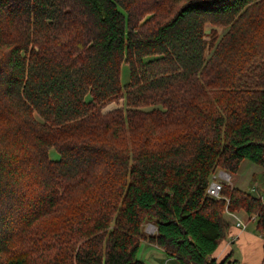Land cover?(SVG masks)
I'll list each match as a JSON object with an SVG mask.
<instances>
[{
  "label": "trees",
  "instance_id": "16d2710c",
  "mask_svg": "<svg viewBox=\"0 0 264 264\" xmlns=\"http://www.w3.org/2000/svg\"><path fill=\"white\" fill-rule=\"evenodd\" d=\"M243 160L264 195V0H0V264H227L231 213L264 252L206 194Z\"/></svg>",
  "mask_w": 264,
  "mask_h": 264
},
{
  "label": "crops",
  "instance_id": "0c3cea01",
  "mask_svg": "<svg viewBox=\"0 0 264 264\" xmlns=\"http://www.w3.org/2000/svg\"><path fill=\"white\" fill-rule=\"evenodd\" d=\"M226 219L230 222V226L225 237L212 253V258L216 262L227 258V264H260L264 258L263 240L255 229V220L253 218L248 219L243 213H231L226 215ZM237 219L245 223L244 228L235 226ZM250 222L252 225H250ZM144 232L148 233L145 230ZM157 248L160 249L147 239H143L140 242L139 251H137V258L146 264H155L152 260L148 259L150 258L148 253ZM160 251L162 250L160 249ZM164 261L165 264H174V259L166 255Z\"/></svg>",
  "mask_w": 264,
  "mask_h": 264
},
{
  "label": "rangeland",
  "instance_id": "374dc122",
  "mask_svg": "<svg viewBox=\"0 0 264 264\" xmlns=\"http://www.w3.org/2000/svg\"><path fill=\"white\" fill-rule=\"evenodd\" d=\"M207 29H209V28H207ZM216 30H217V33L219 35H222L225 31L224 29H222L220 27L216 28ZM123 77H124L123 80H125V74L123 75ZM120 104H121V100L119 102H111L103 108V112L117 108ZM49 157H51L52 159H56L58 157V154L53 149H50L49 150ZM217 171H222V170H216L215 172H217ZM259 171H260V167L258 165H256L253 162H250L249 160H243L241 162L240 168L238 169V171L236 173H234V174H228L227 173L229 175L230 179L226 182L235 186V187H238L242 190H247L248 192H251L252 194L255 195V194L261 193V191L258 190L260 183L258 181L252 182V177L254 174H257ZM253 186L256 187V190L251 191V188H253ZM257 186H258V188H257ZM147 224L149 226L148 227L149 230L154 231L155 226H154L153 222H149V223L146 222L143 225L144 230L147 231L145 228V227H147L146 226ZM250 225H252L251 222H250ZM138 251H139V248H138ZM137 254H138V252H137ZM148 256L150 257L148 259L152 260L155 264H165V261H164L165 260V253H164V251H160V249H158V248L151 250L148 253ZM173 263L177 264L176 260H174Z\"/></svg>",
  "mask_w": 264,
  "mask_h": 264
},
{
  "label": "built area",
  "instance_id": "2783aa9c",
  "mask_svg": "<svg viewBox=\"0 0 264 264\" xmlns=\"http://www.w3.org/2000/svg\"><path fill=\"white\" fill-rule=\"evenodd\" d=\"M230 179L229 175L225 172V171H217L214 172L211 176V180L209 181L207 188H206V194L208 196L214 197V198H218L221 196V189H222V185L223 182H226ZM256 190V187L253 186V188H251V191ZM260 200L262 202H264V195L263 194H256ZM254 219V217H252ZM235 226L240 227V228H244L245 227V223L239 219H237L235 221ZM149 226L147 225V232L152 234L154 233V231H150ZM260 264H264V261H262Z\"/></svg>",
  "mask_w": 264,
  "mask_h": 264
}]
</instances>
